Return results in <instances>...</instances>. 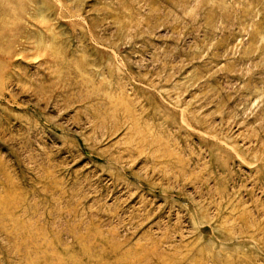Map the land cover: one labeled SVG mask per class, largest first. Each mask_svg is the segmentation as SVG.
Returning a JSON list of instances; mask_svg holds the SVG:
<instances>
[{"label": "rangeland", "instance_id": "374dc122", "mask_svg": "<svg viewBox=\"0 0 264 264\" xmlns=\"http://www.w3.org/2000/svg\"><path fill=\"white\" fill-rule=\"evenodd\" d=\"M0 264H264V0H0Z\"/></svg>", "mask_w": 264, "mask_h": 264}]
</instances>
